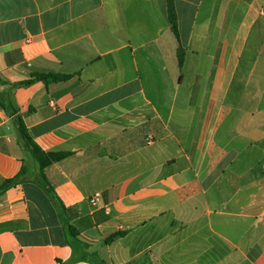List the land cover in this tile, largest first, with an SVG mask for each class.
<instances>
[{"label": "crops", "instance_id": "0c3cea01", "mask_svg": "<svg viewBox=\"0 0 264 264\" xmlns=\"http://www.w3.org/2000/svg\"><path fill=\"white\" fill-rule=\"evenodd\" d=\"M173 9L0 0V100L71 153L60 208L0 106V264H264V0Z\"/></svg>", "mask_w": 264, "mask_h": 264}, {"label": "trees", "instance_id": "16d2710c", "mask_svg": "<svg viewBox=\"0 0 264 264\" xmlns=\"http://www.w3.org/2000/svg\"><path fill=\"white\" fill-rule=\"evenodd\" d=\"M169 1V19L172 24V28L175 32H177L176 26V16L173 9V0ZM68 78V76L54 73V72H41L34 75V80H44V81H64ZM0 106L14 119V123L18 127L19 137L21 139V144L25 147L35 162L37 163L39 173L36 177V181L40 184L42 188H44L50 197L55 201V203L61 208L62 205L55 195L54 190L51 187H48V181L44 175V170L51 166L52 164L58 163L63 159L67 158L71 153L64 151H43L30 136L24 120L19 112V110L11 103L9 106L0 100ZM30 180L26 168L23 167L21 172L14 178L4 180L0 185V195L6 192L8 189L15 187L19 184L24 183L25 181ZM71 235L75 237L74 230L71 228Z\"/></svg>", "mask_w": 264, "mask_h": 264}, {"label": "built area", "instance_id": "2783aa9c", "mask_svg": "<svg viewBox=\"0 0 264 264\" xmlns=\"http://www.w3.org/2000/svg\"><path fill=\"white\" fill-rule=\"evenodd\" d=\"M148 143H151V140H148ZM99 198H100V194L98 193L94 196V198L91 200V202L96 203L99 200ZM106 213L109 214V208L106 209Z\"/></svg>", "mask_w": 264, "mask_h": 264}, {"label": "rangeland", "instance_id": "374dc122", "mask_svg": "<svg viewBox=\"0 0 264 264\" xmlns=\"http://www.w3.org/2000/svg\"><path fill=\"white\" fill-rule=\"evenodd\" d=\"M33 160V159H32Z\"/></svg>", "mask_w": 264, "mask_h": 264}]
</instances>
